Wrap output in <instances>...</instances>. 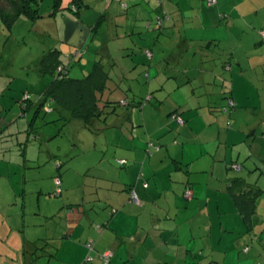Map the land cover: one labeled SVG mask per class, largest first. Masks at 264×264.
<instances>
[{
    "label": "crops",
    "instance_id": "1",
    "mask_svg": "<svg viewBox=\"0 0 264 264\" xmlns=\"http://www.w3.org/2000/svg\"><path fill=\"white\" fill-rule=\"evenodd\" d=\"M15 1L20 3L22 0ZM70 1L60 0V9L63 10L55 17H50L53 0H42L39 5L42 17L31 22V30L35 29L42 41H51L48 43L49 49L58 47L66 56L72 49L86 46L90 41L99 43L98 46L105 50V35L99 37V31L91 33V28L99 14L106 11L112 18L115 17L114 20L106 19V22L121 20L123 23L124 19L120 17L117 5L105 9L103 0H84L91 4V8L81 10L75 15L66 9ZM125 1L129 4L136 3L135 0ZM203 5L202 0L163 2V8L172 17L169 22H173L165 30V36L177 33L175 47L179 49V54L171 56L175 62L173 67H168V57L161 60L165 61L163 66L154 56L151 64L144 58L126 56L123 50L126 43H116L113 52L116 66L112 65L110 68L111 81L121 78V70L118 67L120 62H133L137 67H144L149 63L148 67L144 68L146 82L136 85L150 97L148 102L151 108L154 107L151 103L153 95L159 104L163 103L158 105L156 113L149 111L148 104L141 108L145 112L149 111L147 119L146 114L141 115V124L144 126L148 122L153 129L150 135L155 139L154 152H157L153 156L154 160L148 161L149 157L141 153L144 149L143 139H146L147 135L146 128L141 134L144 138L140 136L136 142L137 150L141 157L145 158L142 169L135 164L126 168L118 165L116 160L120 169H103L102 176H95L94 185L89 191L86 187L82 198L80 195L67 198L70 202L78 201L81 206L63 220L64 232L61 235L52 230L43 234L49 239H55L54 242L51 241V246L47 247L46 257L26 256L25 261H22L17 246L12 244L13 252L7 248L4 253H0V257L4 256L6 260L4 264H90L84 262L88 254L85 245L90 241L94 243V253L105 250L113 252L110 264H192L196 261V264H214L212 259L218 261L219 258L221 264L259 263L255 255L250 257V252L244 254L241 251L246 242L243 235L248 234H245L231 196L226 191V179L243 177L248 182L255 183L263 193L260 179L264 177V138H253V134L247 135L243 132L249 125L246 128L241 126L240 131L231 125L232 128H227L224 132L223 142L226 148L227 145L238 147L239 149H231L236 151L237 156L233 157L232 153L224 151V171L219 168L217 173V159L211 153H199V150L204 148L199 144L209 143L207 129L214 119L210 112L216 110V105L222 106L224 102L218 99L222 95L227 93L232 96L236 110L242 107L248 112L259 107L261 112L264 108V0H217L215 7L204 8ZM221 14L226 16L224 21L220 18ZM125 15L128 18L125 20L127 25L136 17L137 25L142 26L141 28L143 23H140L148 16L141 6L128 10ZM233 15L240 18H234ZM149 25L147 22L144 26L148 28ZM132 28L133 26L130 31ZM45 29L54 39L50 38L51 35ZM250 31H254V34H248ZM155 32L149 28L138 41L129 39L130 44L137 42L143 50L153 49L158 44L157 40L153 43L150 41ZM195 32L199 33L196 37L193 35ZM92 35L94 37L90 38ZM254 36H259L260 39ZM110 40L118 42L115 39ZM88 48L90 50V45ZM231 48L242 50L233 53L229 51ZM42 80L45 83V79ZM122 81H119L121 85ZM155 81L157 84L152 85ZM116 84L115 82L114 85ZM125 86L128 87L125 94L131 95L135 83L133 86ZM31 88L27 86V89ZM117 89L120 90V87ZM194 89L200 92L196 94ZM121 92L123 93V90ZM202 95H206L207 99L200 98ZM249 98L254 99L250 102ZM172 112L183 119L182 126L177 124L179 120L175 123L170 119ZM211 146L214 152L219 151V147H214L215 144ZM133 149H124L118 143L113 152L119 156L124 151L123 155L130 157L128 151ZM189 149L195 153L186 155ZM152 155L153 153L150 157ZM132 159L137 163L139 158L136 153ZM234 163L241 167L230 175V167ZM177 165L182 167V170L177 169ZM27 169L35 167H25V170ZM186 170L189 171L188 177L184 173ZM253 178L256 179L254 182ZM145 183L148 185L146 189L143 188ZM186 183L193 193V199L188 203L182 199ZM130 191H134L139 204L130 202ZM209 193L215 197L212 204L208 201ZM260 200L264 201V194L260 196ZM97 201L99 204L95 203ZM92 202L95 205L91 204ZM156 212L161 217L175 214L173 225L170 226L175 230V235L163 233L161 237L155 234V228L159 227L155 219ZM75 217H78L79 223L71 229L77 221ZM255 217L264 219V203L261 201L256 203ZM159 223L161 227L170 229L166 226L167 223ZM96 224H105L107 228L98 234L94 229ZM183 227L187 230L182 229ZM249 236L252 239V235ZM5 239L9 241L8 237ZM0 241L4 242L1 238ZM9 253H13L15 257L9 258ZM203 256L207 257V260L199 263ZM91 264L101 263L94 260Z\"/></svg>",
    "mask_w": 264,
    "mask_h": 264
},
{
    "label": "rangeland",
    "instance_id": "2",
    "mask_svg": "<svg viewBox=\"0 0 264 264\" xmlns=\"http://www.w3.org/2000/svg\"><path fill=\"white\" fill-rule=\"evenodd\" d=\"M202 1H204L203 7L207 8L206 0ZM193 9L196 10L195 8ZM232 17L240 18V16L236 15ZM168 24H170V22H168ZM104 29H106V26H103L99 31V37L107 33H105ZM45 31L48 30L45 29ZM176 34H173L170 39L166 38L167 42L164 43L165 46L163 44L161 45L162 37L159 39V43L152 49L157 61L160 59L159 56L165 53L168 54L167 57L169 62L167 65L170 66V64L175 63L171 56L172 54H179V49L175 47L177 41ZM248 34H254V31H250ZM49 35H51L50 38L54 39L50 32ZM189 35L191 34L189 33ZM193 35L196 37L199 33L195 32ZM205 35H207L206 31ZM255 38L260 39L259 36ZM136 41H138V38ZM48 43H51V41H42L40 35L35 32V29L31 30V22L23 16H19L16 19L10 31L3 27L0 28V111L2 112L0 115V207L3 208V210L6 209L10 211L11 215L8 217L19 219L21 217V205L23 203L25 206V212L22 213V215L24 214V228H22V232H19V235L20 237L26 236L27 238H32V236L35 235V228L38 227V218L35 213L39 204H42L45 200L46 195L43 194L47 192L46 190L48 188H52L53 177L59 174L56 167L57 163H61V168L59 170L61 173L60 177L67 186L62 187V189L70 187L73 193L77 191L79 185L83 186L84 182L87 184L94 183V177H101L103 169H120L116 165V160L120 158L127 161V165L124 166L126 168L135 164L142 169L145 164L143 159L145 158H142L137 150L136 142L147 128L146 139H143L144 149L141 151L146 157V151H149L147 141H151L155 144V139L150 135V132L153 130L151 124L146 122V124L142 126L141 115L146 114L145 119H147L149 111L156 113L158 105L163 104H159V101L153 95L151 103L154 107L151 108L150 103L147 102V107L150 109L148 112L141 110V107L131 103L128 107L121 105L115 106L114 112H111V108L109 107H103L104 113L101 115V118H104V120H96L91 130L84 128L83 124L78 120H72L65 126L62 125L61 121L49 123L53 120H57L59 118L58 114L51 111H46V113L40 112L41 118L35 120V133L27 135L24 129H27L28 122L30 123L34 110L31 109L28 113L24 114L20 102L14 101L12 96H16V91L21 92L26 89L27 86H31L32 88L26 90H33V88L34 91L42 90V83H44V80H42L43 78L38 72V62L41 60V56L45 52H48ZM88 44L90 45L88 53L83 57L77 58V60L69 66V77L79 78L83 76V72H87L91 69L92 60L96 56V58L101 56L103 58L105 57V50L98 46L99 43L96 44V42L93 43L90 41ZM241 50L242 48H231L229 51L234 53ZM75 51V48L72 49L73 54ZM189 53L190 51H188V55ZM161 62L163 66H165V61ZM119 65L120 68H126L125 71H128L127 76L130 77L132 73L130 64L127 67L126 64L123 65V63L120 62ZM243 80L245 79L243 78ZM140 82V79L136 82L134 80L127 81L131 86L135 83L133 91L130 92L131 95H125L123 93L120 98L124 99L123 97L127 96L134 97L137 101H140L142 98L148 100L143 90L136 85ZM111 83L112 81L110 84ZM234 83L236 84L237 81H234ZM153 84L156 85L157 82L155 81L152 85ZM188 88L192 89V87ZM194 92L198 94L200 90L194 89ZM116 95L117 93H114V91L111 93L108 92L106 99L110 97V102L113 103L115 100H119L116 99ZM162 97L163 96H161V98ZM223 97L224 95L220 97L221 101L226 104L227 101ZM200 98L206 100L207 96L202 95ZM253 99L254 98H249L248 100L252 102ZM144 105L146 104H143L142 107ZM165 106L166 104H164V108ZM218 106L220 105H216L215 107ZM227 110L226 113H221L217 112L216 108V112H210L214 119H212V123H210L207 129L209 143L199 144L204 146L201 151L199 150V153L201 152L207 155L211 153L213 157L217 159L216 164L218 167H216L215 173L218 172L219 168L222 169V172L224 171L222 163L224 151H229L233 154V157L237 156L236 151L231 149H236L238 147L227 145L226 148L224 145L223 137L227 128L235 126L236 130L240 131L241 126L246 128V126L249 125L243 132L247 135L253 134V138L256 136L259 137L264 133V108L261 112L256 109H250L247 112L245 108L242 107L237 110H230L229 108H227ZM227 122L232 126L228 127ZM173 136L174 133L172 134V137ZM141 138H144L143 135ZM118 143L122 148L127 150H130L131 147L134 148L131 152L128 151V155H131L130 157L124 156L123 150L122 154L119 156L114 154L113 151ZM154 144H152L153 148L150 149L153 155L149 157L148 161L154 160L153 156L157 153L154 152L156 149V144ZM212 144H215L214 147H219L217 153L214 152V148L211 146ZM135 153L139 158L137 163L132 159ZM165 153H167L166 150ZM194 153L192 149H189L186 155L190 156ZM34 166L35 169L25 170V167L31 168ZM145 166L147 167V164ZM233 172H237V169L230 170V175ZM255 180L256 179L253 178V182ZM260 183L264 189V177L260 179ZM222 185L223 183L221 184V188ZM39 190H42L41 195L38 193ZM39 197L40 199L38 202L37 198ZM214 200L215 197H212L209 193V203L212 204ZM260 201L264 203V201L258 198L257 203ZM254 220L252 240H250L251 237L249 235L243 236L246 240V246L249 247L251 253L250 257L255 255L257 260H259L258 262L264 264V219H257L255 217ZM257 220L259 221L257 222ZM182 229L187 230V228L185 229L184 227ZM5 235L6 232L3 234V237H5ZM8 240L14 246H18L20 243V240H16L13 235H10ZM0 253H3L1 246ZM258 254H260V256H258ZM200 260L204 262L206 259L203 257V259ZM5 261L4 256L0 257V264H4Z\"/></svg>",
    "mask_w": 264,
    "mask_h": 264
},
{
    "label": "trees",
    "instance_id": "3",
    "mask_svg": "<svg viewBox=\"0 0 264 264\" xmlns=\"http://www.w3.org/2000/svg\"><path fill=\"white\" fill-rule=\"evenodd\" d=\"M42 0H22L20 3L15 0H0V28L3 27L6 30L10 31L12 25L16 21V19L19 16H23L27 18L30 22H34L37 19L41 18L42 16L39 13V5ZM104 1V8L109 9L111 6L115 4V7L119 8L120 11V17L124 19V22L121 23V20H116L115 22H106L108 18L114 20L110 14H107L108 12H104L99 14V16L96 19V22L94 26L91 28V33H97L98 31L103 28V26H106L105 30V38L106 45H105V57L103 58L98 57L94 58L92 60V66L91 69L87 72H83V76L79 78H71L68 76L69 73V66L72 65L73 62L77 60L79 57H83L86 55L89 51L88 44L83 47H79L76 49L75 53L72 52L68 53V56L65 55L64 52H62L58 47H54L48 50V52H45L41 56V60L38 62V72L42 76L43 79H45V87H43L42 91H32V90H22L16 91V96H12L14 101H19L21 105V109L23 110V113H28L31 109H33V114L30 123L28 122L27 129H24V132L28 135L30 133H35V120L40 117V112L46 113V111H51L56 114H58L59 118L57 120H53L49 123H54L56 121H61L62 125L65 126L72 120H78L80 121L84 128L87 130H91L92 125L96 120H104V118H101V115L104 113V108L109 107L111 108V112H114V107L117 105L128 107L129 104L137 105L138 107L142 108L143 104H147L149 101L142 98L140 101H137L134 99V97H123L124 99L120 98V96L124 93L126 88H128L125 85H128L127 81L134 80L139 81L140 75H141V82H146V70L144 68L148 67L149 63L151 64V60H153V51L152 49L149 50H143V48L136 43L130 44L131 42L129 39L134 38L135 40L137 38H140L141 36L145 35L149 28L150 31L153 29L155 34L151 37V43L154 41L159 43V39L162 37L161 44L164 45V43L167 42V39H170L172 35H166L165 36V30L168 29V22L170 19H172L170 13H168L163 8V2L164 0H135L136 3H127L125 0H103ZM210 0H206V6L209 7H215L217 6V0H212L213 3H209ZM117 2V3H116ZM138 6L143 7V9L146 10V14L148 15L147 18L141 22V19L139 22L140 24L143 23V28L137 25V22L135 19L132 20L130 24H126L125 20L127 21L128 18L126 17L125 13L128 10L134 9ZM91 4L86 3L84 0H71L69 5L66 7L67 10H70L75 15H78L81 10L84 9H90ZM65 9V10H66ZM63 9H60V0H53L52 10L50 12V17H55L60 11ZM225 15L221 14L220 18L224 21ZM149 22L148 28H146L144 25ZM172 22V20H171ZM170 22V23H171ZM173 23V22H172ZM136 25L137 28L134 26ZM133 26V30L130 31V28ZM127 29L129 31H127ZM99 36V32L97 33ZM104 35H101L104 36ZM90 36V38H93ZM167 38V39H166ZM110 39L118 40L111 41ZM126 39V41H125ZM142 39V38H141ZM122 40V41H119ZM116 43L124 44L123 50L126 54V56L129 57H135V58H144L147 61H149L148 64H145L144 67H137V65L133 62L124 63L123 65H127V67L130 64L131 67V75L130 77L127 76L128 71L126 68H120V75L119 79L112 80L113 84L111 82V75H110V68L112 65L116 66L115 58L113 55ZM165 46V45H164ZM168 54L163 53L160 55L159 62L161 60H164ZM158 62V61H157ZM142 65V63H140ZM122 65V66H123ZM139 65V66H141ZM174 64H170L171 67H173ZM143 66V65H142ZM223 66V64L221 65ZM118 67L120 65L118 64ZM129 67V68H130ZM169 67V66H168ZM139 75V76H138ZM118 80V81H117ZM120 80L122 81V85L119 83ZM117 83L114 85V83ZM119 83V84H118ZM121 85V86H120ZM120 87V90H123V93H121L120 90H118L117 87ZM117 93L116 99H119L118 101L115 100L113 103L110 102V97L106 99V96L108 92ZM125 95H128L125 94ZM35 96V97H33ZM134 96V95H132ZM226 99V104H222V106L217 107L218 112H224L226 113L229 108L230 110H234L236 108L234 101L232 100V96L228 95L227 93L224 94V97ZM106 99V100H105ZM220 102L221 98L219 97ZM142 101V102H141ZM144 102V103H143ZM45 108V109H44ZM256 110H260L259 107L255 108ZM216 112V111H215ZM260 112V111H259ZM0 111V115H1ZM177 114L175 112H172L169 117L172 121L177 123L179 120V123H177L180 126L184 124L183 119L181 117L176 116ZM227 126H231L229 122H227ZM146 134V132H145ZM264 138V133H262L261 136ZM149 145V151H146V157L151 156L150 149L153 148L152 142L147 141ZM26 160V159H25ZM118 165L125 166L127 164V161L124 159H120L117 161ZM57 171L58 175L55 176L53 179L52 188H48L46 191L43 192V195L45 196V200L42 202V204H39L36 215L38 218V227L35 228L36 232L35 235L32 236V238H27L26 236L19 235V232H22V228H24V213L25 206L21 205V217L19 219H13L10 216V211L3 210V208L0 207V238L2 241H0V246L2 250L5 252L7 248L11 249L13 252V245L9 241H5L7 237L10 235H13L15 238L20 240V243L18 244L17 248L19 253L22 255V261H25V257H46L48 254L47 247L51 246V241L54 242L55 239H49L44 233H46L49 230H52L55 234L61 235L62 232H64L63 227V220L67 218L73 210L78 209V207L81 206V204L76 202H70L67 201V198L80 195V198L83 197L82 194L85 193V189L87 187V191L90 190L91 186L94 185V183L87 184L83 183V186H78L77 191L73 193L72 188L68 187L65 189H62V187H67L66 183L64 184V181H62L60 168L61 163H57ZM238 166V167H237ZM35 167V166H34ZM241 166L236 165L234 163L230 169H239ZM177 169L182 170V167L177 165ZM229 170V168H228ZM185 176L188 177L189 171H184ZM95 178V177H94ZM65 180V176H64ZM187 182V179H186ZM147 184L145 183L143 185V188H147ZM52 189V190H51ZM226 191L231 196L230 199L232 200L233 206L235 208V211L237 215L240 217V220L242 222V225L245 229V234L252 235L253 234V219L256 214V203L258 198L260 199V196H262V190L255 185V183L248 182L243 177H232L226 179ZM39 195H41L42 190H39ZM132 193L134 191H130V202L134 204H139V200L134 201L132 199ZM186 193H190V198H186ZM135 194V193H134ZM24 196V194H23ZM136 196V194H135ZM50 199H49V198ZM53 198V199H52ZM137 198V197H136ZM39 198H37V201L39 202ZM182 199L183 202L188 203L193 199V193L188 183L185 184L184 191L182 193ZM185 200V201H184ZM96 204H99V201L95 202ZM94 202L91 204L95 205ZM184 205V204H183ZM182 206V205H181ZM94 209V206H93ZM219 210V209H218ZM217 210V211H218ZM20 213V211H19ZM76 213V212H75ZM73 213V214H75ZM79 214L80 211H79ZM174 216L169 215L168 217L165 216H159V213L156 212L155 219L157 221V224H159L158 228H155V234L158 236L163 235V233H166L170 236L175 235V230L171 229V225H173ZM73 218V217H72ZM71 218V219H72ZM78 221V217H75ZM164 218H168V223L163 220ZM75 222L71 227V229L75 228V226L78 225V222ZM160 221L167 223L170 229H166L160 226ZM66 226V224H65ZM151 226V230L153 227ZM107 226L105 224H96L94 226L95 231L98 234H101L103 230H105ZM6 232L5 237H3V234ZM17 233V234H16ZM253 238V237H252ZM250 240H252L250 238ZM58 241V239H57ZM6 243V244H5ZM94 243L92 241L87 242L85 247H87L88 254L84 258V262L86 263H93L94 260L99 261L101 264H110L112 258H113V252L111 250H105L102 252H95L94 253ZM13 248V249H12ZM56 250V249H54ZM241 251L244 254H247L250 252L249 247L246 246V243H244V247L241 249ZM3 252V253H4ZM43 253V254H42ZM9 258L15 257V255L12 253H9ZM196 257V256H195ZM206 260L207 257L203 256ZM195 259V258H194ZM203 259V258H202ZM221 258L217 260L212 259L214 264H221ZM24 263V262H23ZM196 262H192V264H196ZM199 263H201V260L199 259ZM260 264V262L258 263Z\"/></svg>",
    "mask_w": 264,
    "mask_h": 264
},
{
    "label": "built area",
    "instance_id": "4",
    "mask_svg": "<svg viewBox=\"0 0 264 264\" xmlns=\"http://www.w3.org/2000/svg\"><path fill=\"white\" fill-rule=\"evenodd\" d=\"M209 3H213V1L210 0ZM190 196H191L190 193H186V195H185L186 198H190ZM132 199H134V201H137V198H136L134 193H132Z\"/></svg>",
    "mask_w": 264,
    "mask_h": 264
}]
</instances>
